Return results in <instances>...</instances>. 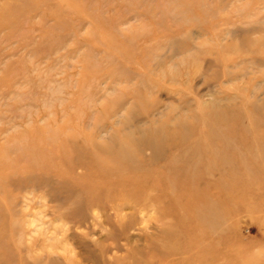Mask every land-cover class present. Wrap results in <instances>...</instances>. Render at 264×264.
<instances>
[{"label": "rangeland", "instance_id": "obj_1", "mask_svg": "<svg viewBox=\"0 0 264 264\" xmlns=\"http://www.w3.org/2000/svg\"><path fill=\"white\" fill-rule=\"evenodd\" d=\"M0 264H264V0H0Z\"/></svg>", "mask_w": 264, "mask_h": 264}, {"label": "bare ground", "instance_id": "obj_2", "mask_svg": "<svg viewBox=\"0 0 264 264\" xmlns=\"http://www.w3.org/2000/svg\"><path fill=\"white\" fill-rule=\"evenodd\" d=\"M172 161H174L173 159H172ZM224 213V212H223ZM224 216H225V214H224ZM220 237V236H219ZM208 243V242H207Z\"/></svg>", "mask_w": 264, "mask_h": 264}]
</instances>
